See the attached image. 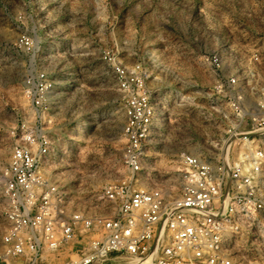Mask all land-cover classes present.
<instances>
[{
    "label": "rangeland",
    "instance_id": "obj_1",
    "mask_svg": "<svg viewBox=\"0 0 264 264\" xmlns=\"http://www.w3.org/2000/svg\"><path fill=\"white\" fill-rule=\"evenodd\" d=\"M21 36L33 51L18 46ZM108 53L142 64L164 113L141 186L176 177L183 153L250 145L249 117L264 103V0H0V239L3 171L36 126L54 142L44 176L80 209L94 208L101 189L126 176L123 103ZM214 55L220 69L206 62ZM40 69L56 85L38 116L26 80ZM232 247L264 264V210ZM133 262L113 255L105 264Z\"/></svg>",
    "mask_w": 264,
    "mask_h": 264
},
{
    "label": "built area",
    "instance_id": "obj_2",
    "mask_svg": "<svg viewBox=\"0 0 264 264\" xmlns=\"http://www.w3.org/2000/svg\"><path fill=\"white\" fill-rule=\"evenodd\" d=\"M18 46L34 49L26 36ZM103 60L122 97L126 176L105 185L94 208L80 209L63 187L44 176L54 142L36 126L25 144L13 149L3 171L0 264H18V259L22 264H105L113 255L143 264H260L237 255L232 245L264 210V103L249 117L245 140L250 145L242 143L239 152L233 142L225 153H183L181 172L148 188L140 185L144 163L164 113L142 64L128 67L109 53ZM206 62L221 67L218 55ZM55 85L45 69L27 77V95L38 116Z\"/></svg>",
    "mask_w": 264,
    "mask_h": 264
},
{
    "label": "bare ground",
    "instance_id": "obj_3",
    "mask_svg": "<svg viewBox=\"0 0 264 264\" xmlns=\"http://www.w3.org/2000/svg\"><path fill=\"white\" fill-rule=\"evenodd\" d=\"M173 93H174V92H173ZM173 93H170V92H169L168 96H171ZM132 264H143V263L134 260V262H133Z\"/></svg>",
    "mask_w": 264,
    "mask_h": 264
}]
</instances>
